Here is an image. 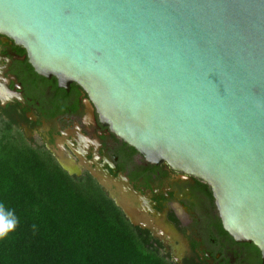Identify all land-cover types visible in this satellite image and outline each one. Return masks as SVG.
I'll use <instances>...</instances> for the list:
<instances>
[{"label": "water", "instance_id": "obj_1", "mask_svg": "<svg viewBox=\"0 0 264 264\" xmlns=\"http://www.w3.org/2000/svg\"><path fill=\"white\" fill-rule=\"evenodd\" d=\"M0 34L149 162L210 185L264 256V0H0Z\"/></svg>", "mask_w": 264, "mask_h": 264}, {"label": "flooded vegetation", "instance_id": "obj_2", "mask_svg": "<svg viewBox=\"0 0 264 264\" xmlns=\"http://www.w3.org/2000/svg\"><path fill=\"white\" fill-rule=\"evenodd\" d=\"M0 130L70 175L91 176L172 263L264 264L257 246L225 230L210 185L149 162L103 124L82 86L38 74L27 51L3 34Z\"/></svg>", "mask_w": 264, "mask_h": 264}, {"label": "trees", "instance_id": "obj_3", "mask_svg": "<svg viewBox=\"0 0 264 264\" xmlns=\"http://www.w3.org/2000/svg\"><path fill=\"white\" fill-rule=\"evenodd\" d=\"M0 202L18 219L0 239V264H174L91 176L70 175L1 130Z\"/></svg>", "mask_w": 264, "mask_h": 264}, {"label": "clouds", "instance_id": "obj_4", "mask_svg": "<svg viewBox=\"0 0 264 264\" xmlns=\"http://www.w3.org/2000/svg\"><path fill=\"white\" fill-rule=\"evenodd\" d=\"M18 223V219L12 209H6L0 202V239L5 238L12 232Z\"/></svg>", "mask_w": 264, "mask_h": 264}]
</instances>
